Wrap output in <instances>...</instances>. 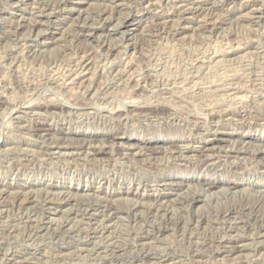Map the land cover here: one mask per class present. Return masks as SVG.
Returning <instances> with one entry per match:
<instances>
[{"label": "rangeland", "instance_id": "obj_1", "mask_svg": "<svg viewBox=\"0 0 264 264\" xmlns=\"http://www.w3.org/2000/svg\"><path fill=\"white\" fill-rule=\"evenodd\" d=\"M0 264H264V0H0Z\"/></svg>", "mask_w": 264, "mask_h": 264}, {"label": "bare ground", "instance_id": "obj_2", "mask_svg": "<svg viewBox=\"0 0 264 264\" xmlns=\"http://www.w3.org/2000/svg\"><path fill=\"white\" fill-rule=\"evenodd\" d=\"M248 136V135H247ZM246 141V140H245ZM233 143V142H232ZM214 181V180H213ZM206 183V182H205ZM211 184V183H210ZM241 184V183H240ZM213 187V186H212ZM223 187V186H222ZM231 188L232 189H235V188H237V184H233V185H231ZM219 190V189H218ZM221 190V189H220ZM231 190V189H230ZM237 190V189H236ZM190 191V190H189ZM228 192V191H227ZM221 194V193H220ZM205 197V196H204ZM205 199V198H204ZM66 204V203H65ZM89 215V214H88Z\"/></svg>", "mask_w": 264, "mask_h": 264}]
</instances>
